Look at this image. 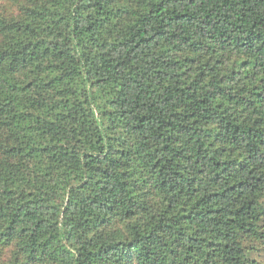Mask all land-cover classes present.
Segmentation results:
<instances>
[{
  "label": "trees",
  "instance_id": "trees-1",
  "mask_svg": "<svg viewBox=\"0 0 264 264\" xmlns=\"http://www.w3.org/2000/svg\"><path fill=\"white\" fill-rule=\"evenodd\" d=\"M0 264H264V0H0Z\"/></svg>",
  "mask_w": 264,
  "mask_h": 264
},
{
  "label": "rangeland",
  "instance_id": "rangeland-1",
  "mask_svg": "<svg viewBox=\"0 0 264 264\" xmlns=\"http://www.w3.org/2000/svg\"><path fill=\"white\" fill-rule=\"evenodd\" d=\"M7 257H9V255H6V257H5V258H7ZM5 258H4V260H5Z\"/></svg>",
  "mask_w": 264,
  "mask_h": 264
}]
</instances>
